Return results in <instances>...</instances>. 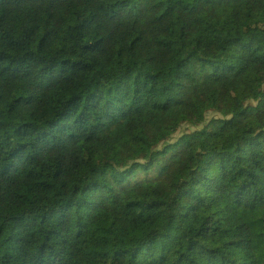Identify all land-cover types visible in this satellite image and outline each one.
Segmentation results:
<instances>
[{
  "label": "trees",
  "instance_id": "16d2710c",
  "mask_svg": "<svg viewBox=\"0 0 264 264\" xmlns=\"http://www.w3.org/2000/svg\"><path fill=\"white\" fill-rule=\"evenodd\" d=\"M0 264H264V0H0Z\"/></svg>",
  "mask_w": 264,
  "mask_h": 264
},
{
  "label": "rangeland",
  "instance_id": "374dc122",
  "mask_svg": "<svg viewBox=\"0 0 264 264\" xmlns=\"http://www.w3.org/2000/svg\"><path fill=\"white\" fill-rule=\"evenodd\" d=\"M213 117H219V116L211 114V113L207 114V116H206L207 119H211ZM186 128H187L186 126H182L181 130L183 131Z\"/></svg>",
  "mask_w": 264,
  "mask_h": 264
}]
</instances>
